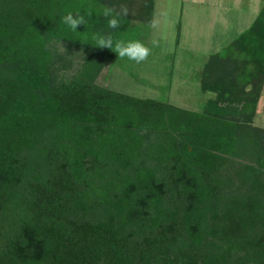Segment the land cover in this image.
<instances>
[{"label": "trees", "instance_id": "16d2710c", "mask_svg": "<svg viewBox=\"0 0 264 264\" xmlns=\"http://www.w3.org/2000/svg\"><path fill=\"white\" fill-rule=\"evenodd\" d=\"M154 5L0 0V264H264V0L203 57L200 110L98 82L94 37Z\"/></svg>", "mask_w": 264, "mask_h": 264}, {"label": "rangeland", "instance_id": "374dc122", "mask_svg": "<svg viewBox=\"0 0 264 264\" xmlns=\"http://www.w3.org/2000/svg\"><path fill=\"white\" fill-rule=\"evenodd\" d=\"M220 2L218 0L217 5ZM193 5L190 0H155L152 21H156V28L151 26V21L135 20L122 39L142 40L152 49L151 55L140 64L116 56L104 68L98 82L135 96L158 98L183 108L200 110L213 96L212 92L201 89L199 70L207 55L200 51L209 45L210 39L213 40L215 30H220L218 34L222 36L226 27L213 21L206 9L198 8L194 14ZM250 15L248 13L249 18ZM153 41H156L155 45ZM201 43L195 51V45ZM255 124L264 126V90Z\"/></svg>", "mask_w": 264, "mask_h": 264}, {"label": "crops", "instance_id": "0c3cea01", "mask_svg": "<svg viewBox=\"0 0 264 264\" xmlns=\"http://www.w3.org/2000/svg\"><path fill=\"white\" fill-rule=\"evenodd\" d=\"M190 1L194 4L193 6H195L193 7L194 14L198 10V8H201L203 10L206 9L207 13H211V19H213V21L221 22V25L226 27V30L224 31L222 36L218 34L220 30L214 31L215 34H213V40L210 39L209 45H205V48H203L204 50L200 51L204 55L210 54L214 51H218L222 47L229 44L239 34L242 28L247 27L249 25L248 23L253 21V14L256 15L258 13V10L260 9L262 4V0H219L221 1L219 3L220 5H217L218 0ZM196 5H200L201 7H196ZM241 5L244 6V8L241 7ZM249 5L252 6L250 8H247V6ZM248 13H251L250 18L248 17ZM215 14L218 17L215 16ZM219 18H221L220 21ZM182 32L183 30H181L180 35H182ZM188 42V44H193L190 41ZM182 43H186L185 39H183ZM201 45L202 43L195 45V51L199 50L198 48L201 47Z\"/></svg>", "mask_w": 264, "mask_h": 264}, {"label": "clouds", "instance_id": "9594fccd", "mask_svg": "<svg viewBox=\"0 0 264 264\" xmlns=\"http://www.w3.org/2000/svg\"><path fill=\"white\" fill-rule=\"evenodd\" d=\"M123 15L128 14V10L122 9ZM117 15H112V10H106L105 16L111 17L108 19V27L110 29H119L121 24ZM63 23L68 25L73 31L77 30L78 26L85 23V18L79 12L73 14L69 12L63 18ZM153 28H156V21L153 20L150 22ZM98 47L114 49V52L118 55L119 58L127 57L129 60L135 61L137 64H140L148 59L152 53V49L148 47L142 40H115L111 33L106 35H97L94 37ZM153 44H156V41H153Z\"/></svg>", "mask_w": 264, "mask_h": 264}]
</instances>
